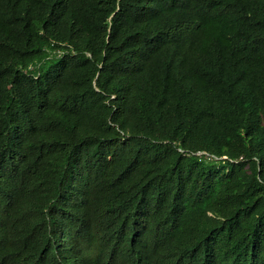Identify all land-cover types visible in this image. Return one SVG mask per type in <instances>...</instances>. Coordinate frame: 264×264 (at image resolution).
Here are the masks:
<instances>
[{
    "label": "trees",
    "instance_id": "obj_1",
    "mask_svg": "<svg viewBox=\"0 0 264 264\" xmlns=\"http://www.w3.org/2000/svg\"><path fill=\"white\" fill-rule=\"evenodd\" d=\"M0 264H264V0H0Z\"/></svg>",
    "mask_w": 264,
    "mask_h": 264
},
{
    "label": "bare ground",
    "instance_id": "obj_2",
    "mask_svg": "<svg viewBox=\"0 0 264 264\" xmlns=\"http://www.w3.org/2000/svg\"><path fill=\"white\" fill-rule=\"evenodd\" d=\"M180 231V230H179ZM104 260V259H103Z\"/></svg>",
    "mask_w": 264,
    "mask_h": 264
}]
</instances>
